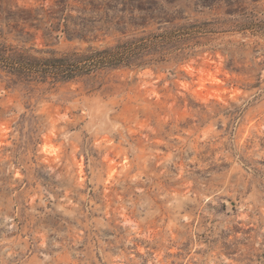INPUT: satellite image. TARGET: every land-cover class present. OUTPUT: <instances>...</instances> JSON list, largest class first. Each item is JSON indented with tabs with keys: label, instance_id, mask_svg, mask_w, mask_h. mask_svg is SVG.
<instances>
[{
	"label": "rangeland",
	"instance_id": "374dc122",
	"mask_svg": "<svg viewBox=\"0 0 264 264\" xmlns=\"http://www.w3.org/2000/svg\"><path fill=\"white\" fill-rule=\"evenodd\" d=\"M82 8L60 22L62 0H0V48L125 36ZM162 15L123 28L177 25V50L145 67L58 82L0 63V264H264V0Z\"/></svg>",
	"mask_w": 264,
	"mask_h": 264
},
{
	"label": "trees",
	"instance_id": "16d2710c",
	"mask_svg": "<svg viewBox=\"0 0 264 264\" xmlns=\"http://www.w3.org/2000/svg\"><path fill=\"white\" fill-rule=\"evenodd\" d=\"M71 1L62 0L63 15L60 22L70 17V14L65 15V13L70 11ZM73 1L82 4L83 8L80 10L82 19L90 22L93 28H97L95 23L101 22L107 31H119L125 36L112 45L89 47L83 51H71L64 55L52 53L43 56L30 50L8 53L1 47V65L9 67L12 73L19 74L23 78L51 77L58 82H67L103 67H145L158 63L179 47L177 36H173L177 32V25L143 31L144 34L140 36L134 33L126 34L127 30H123L127 27H145L152 21H163L164 5H171L175 0H121L122 2L118 3L122 7H118V3L103 7L102 0ZM87 29V27L82 29V32ZM78 37L85 38V35L81 33ZM4 58L12 59L14 62L10 65L4 64Z\"/></svg>",
	"mask_w": 264,
	"mask_h": 264
}]
</instances>
